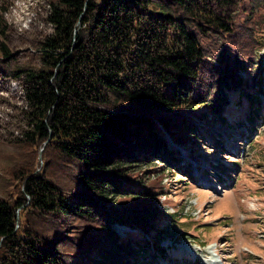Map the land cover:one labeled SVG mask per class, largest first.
<instances>
[{
  "label": "trees",
  "instance_id": "trees-1",
  "mask_svg": "<svg viewBox=\"0 0 264 264\" xmlns=\"http://www.w3.org/2000/svg\"><path fill=\"white\" fill-rule=\"evenodd\" d=\"M50 4L41 65L11 72L23 75L28 129L15 141L23 159L0 168V264H170L178 248L161 242L182 216L163 206V179L194 178L170 141L207 175L197 149L228 154L205 123L255 134L264 121V0Z\"/></svg>",
  "mask_w": 264,
  "mask_h": 264
},
{
  "label": "rangeland",
  "instance_id": "rangeland-1",
  "mask_svg": "<svg viewBox=\"0 0 264 264\" xmlns=\"http://www.w3.org/2000/svg\"><path fill=\"white\" fill-rule=\"evenodd\" d=\"M51 1L0 0V25L7 26L6 34L0 33V46L4 43L11 53L7 57L0 48V60L9 63L6 73L0 70V168L3 164L14 165L25 155L24 149L15 142L24 139L23 132L28 129L24 80L23 75L17 77L11 72L21 66L41 65L43 42L54 33L48 19ZM259 54L264 60V48ZM241 74L245 76L244 72ZM230 100L236 106L234 96ZM208 126L222 134L228 155L220 156L221 152L210 151L203 143L196 151L205 157L198 159L202 170L207 169L209 173L203 175L196 159L185 157H192L189 149L173 144L180 152H177L179 157L184 159L180 166L190 161L195 169L193 173L199 174L190 179L184 176L183 166H179V173L187 179L186 185L177 182L174 176H164L163 183L167 186L161 196L163 206L169 213L182 217H175L176 223L171 224L174 235H166L161 243L165 248L174 244L178 247V252L174 249L170 256V264H194L196 258L204 264L202 260L205 262L209 256L218 259L217 264H264V121L259 123L255 134H248V127L238 130L220 123H205L206 129ZM245 130L246 137L242 138ZM256 138L258 143L254 148L252 141ZM207 140L211 141V137ZM236 162H239L238 169L234 165ZM221 164L224 170L212 174L213 166ZM153 170L167 174L160 165ZM3 186L0 181V187ZM186 223L191 224L188 235L177 242L176 238L183 233L181 225L186 227ZM115 228L122 235L131 231L120 224ZM148 251L149 258L156 254L154 246ZM208 264L215 263L208 261Z\"/></svg>",
  "mask_w": 264,
  "mask_h": 264
},
{
  "label": "bare ground",
  "instance_id": "bare-ground-1",
  "mask_svg": "<svg viewBox=\"0 0 264 264\" xmlns=\"http://www.w3.org/2000/svg\"><path fill=\"white\" fill-rule=\"evenodd\" d=\"M170 143H171L172 145L174 144V143H173V142H171V141H170ZM173 146H174V145H173ZM192 170H194V169H192ZM213 263H215V262H213Z\"/></svg>",
  "mask_w": 264,
  "mask_h": 264
}]
</instances>
